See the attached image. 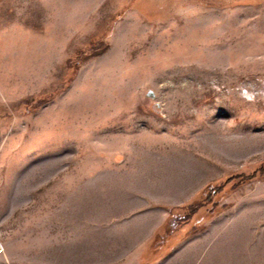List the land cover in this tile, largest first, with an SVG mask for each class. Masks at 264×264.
Returning <instances> with one entry per match:
<instances>
[{
	"label": "rangeland",
	"instance_id": "obj_1",
	"mask_svg": "<svg viewBox=\"0 0 264 264\" xmlns=\"http://www.w3.org/2000/svg\"><path fill=\"white\" fill-rule=\"evenodd\" d=\"M260 164L264 0H0V264H264V174L143 251Z\"/></svg>",
	"mask_w": 264,
	"mask_h": 264
},
{
	"label": "trees",
	"instance_id": "obj_2",
	"mask_svg": "<svg viewBox=\"0 0 264 264\" xmlns=\"http://www.w3.org/2000/svg\"><path fill=\"white\" fill-rule=\"evenodd\" d=\"M260 174H264V164H260L250 174L240 172L225 177L224 181L222 179L214 183L205 184L188 202L175 207H166L167 215L165 219L154 230L150 239L144 245V262L149 263L161 258L172 248L178 238L194 232L199 227L198 224L196 225L192 221L199 217L197 213L199 209H202L204 205L213 200L212 194L215 191H212V188L222 189L228 183L233 184L234 182V184H237L240 180L242 182L247 181L253 177L260 176ZM211 211H208L207 214H210Z\"/></svg>",
	"mask_w": 264,
	"mask_h": 264
},
{
	"label": "water",
	"instance_id": "obj_3",
	"mask_svg": "<svg viewBox=\"0 0 264 264\" xmlns=\"http://www.w3.org/2000/svg\"><path fill=\"white\" fill-rule=\"evenodd\" d=\"M146 95L150 98H153V94L150 91H147ZM151 109L155 112V113H159V105L157 102H154L151 104Z\"/></svg>",
	"mask_w": 264,
	"mask_h": 264
}]
</instances>
